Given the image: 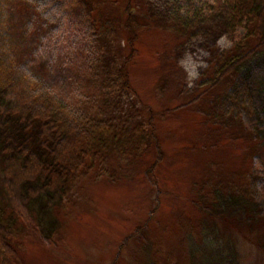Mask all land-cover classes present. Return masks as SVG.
I'll return each mask as SVG.
<instances>
[{"label":"rangeland","instance_id":"1","mask_svg":"<svg viewBox=\"0 0 264 264\" xmlns=\"http://www.w3.org/2000/svg\"><path fill=\"white\" fill-rule=\"evenodd\" d=\"M85 1L102 47L101 66L90 71L77 51L81 39L70 41L65 23L57 33L45 24L36 0H11L5 9L17 60L63 100L80 95L82 109L108 129L58 208L52 243L17 220L18 257L0 253V264H189L187 237L197 242L201 222L211 223L192 200L213 187L256 190L252 157L262 149L220 104L233 76L209 86L217 54L246 28L227 24L222 0ZM227 232L246 237L243 264H264L252 234Z\"/></svg>","mask_w":264,"mask_h":264},{"label":"trees","instance_id":"2","mask_svg":"<svg viewBox=\"0 0 264 264\" xmlns=\"http://www.w3.org/2000/svg\"><path fill=\"white\" fill-rule=\"evenodd\" d=\"M10 1L0 0V253L16 259V221L41 242L52 243L58 208L94 164L108 123L82 109L80 95L63 100L56 89L40 84L27 61L17 60L4 27ZM129 6L124 9L128 19ZM35 7L56 33L65 23L70 41L81 39L76 47L88 71L101 66L99 27L85 0H36ZM221 7L227 24L244 25L246 31L217 54L209 86L233 76L220 102L222 113L237 118L262 153L252 157L255 192L243 195L213 187L192 200L211 223L201 222L197 242L187 237L189 264H243L239 251L246 237L239 241L227 232L231 227L252 234L248 240L264 252V0H222ZM51 42L47 45L54 50ZM156 148L159 160L158 143Z\"/></svg>","mask_w":264,"mask_h":264}]
</instances>
